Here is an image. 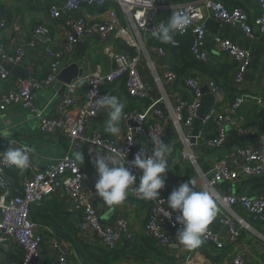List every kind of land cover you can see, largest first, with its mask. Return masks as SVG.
<instances>
[{
	"label": "built area",
	"instance_id": "2783aa9c",
	"mask_svg": "<svg viewBox=\"0 0 264 264\" xmlns=\"http://www.w3.org/2000/svg\"><path fill=\"white\" fill-rule=\"evenodd\" d=\"M115 4L121 11L118 17L116 9L107 7ZM257 16L237 9L226 8L218 0H187L173 8L187 17L186 29L176 35L175 43L159 46L154 43L158 40L153 30L161 23H166L163 17L165 0H63L49 5L47 18L49 24L36 26L31 37H44L50 42L51 24L62 27L64 41L59 48L45 49L43 57L47 62L46 72L41 78H27L24 81H15L9 85L8 67H17L25 57V48L32 47L31 43L24 46H15L12 49L0 44V114L6 113L11 107L28 113L38 121L41 132L48 135L57 134L63 137L69 149L86 146L89 152L98 151L104 155H112L116 162L126 160V167L131 168V161L138 152L150 154L153 148L151 136H161L166 118L172 121L177 134L176 140L171 143L172 150L178 149L182 161L196 167V158L189 144L187 135L192 123L199 119V112L203 98V88L214 98V105L210 114L202 119L200 134L202 146L216 150L222 147L227 138V129L237 127V110L244 102L245 77L251 62L250 52L227 39L217 36L211 37L213 50L224 56L234 66V73L229 78V85L236 96L229 102L226 111L222 110L226 95L212 79H203L199 74L178 75L171 63V51L179 46L178 38L189 39V52L199 63L216 66L210 62L206 47L208 32L205 22L209 19L239 30L249 39L264 36V0H252ZM94 8L103 13L89 19L85 10ZM7 30V23L0 17V33ZM92 36H98L101 42L102 53L113 64L108 70L94 72L81 76L70 85H63L57 80L67 58L73 53L75 45ZM115 40V47L113 41ZM121 40L122 46L131 48L129 53L124 48L116 46ZM147 66L153 86L159 95L149 99L150 88L142 82L139 67L142 63ZM210 63V64H209ZM122 82L124 94L129 101L137 106L130 111L123 110L121 122L125 125L122 144L101 134L99 131L86 134L88 121L96 116L94 113L95 99L108 93L104 89ZM60 84V88L68 94L58 106L55 116H42L35 105L36 95L48 91ZM78 85L83 86L82 98L76 99ZM182 86L187 98L178 97L173 92L167 93V88L173 89ZM96 93L97 96L94 94ZM110 95V94H108ZM114 96V95H112ZM117 97V96H116ZM118 98V97H117ZM146 103L144 104V102ZM255 104H264V91L255 98ZM140 106V107H138ZM97 112V111H96ZM129 123L132 125L130 126ZM210 123L213 124L212 137H208ZM135 136L140 138L136 146ZM18 148L25 150L29 156V165L20 170L31 172V178L23 180V190L20 196H10V189L6 180L9 171L19 170L0 162V196L5 198L6 207H0V246L13 242L24 251L21 264H33L40 257L46 235L43 226L30 217L32 206H37L46 199L56 195L66 197L70 212L80 216L77 228L95 236L98 245L106 250H115L124 242H132L133 226L126 220H117L113 225H105L97 215L92 205V195L82 189V183L87 180V174L70 156L48 163L42 171L37 170L32 162L30 149L25 145ZM131 154V157L129 155ZM171 151L167 154V164ZM137 177L142 172L131 169ZM198 177L206 188L216 195L215 187L224 182H236L242 177H260L264 175V139L257 147L246 146L238 150L236 155L216 157L207 173L197 169ZM138 185L131 186L129 195L144 204L146 216L143 223L144 237L162 250H168L171 244L167 238L168 232H175L182 227L175 224V217L179 212H172V219L164 217L166 207L165 196L159 193L156 200L140 199L137 195ZM220 207L219 223L226 229V239L212 232L209 228L202 237L204 242L213 247L216 252H222L227 246L238 244L240 231H253L251 223L264 224V196L250 198L245 195L219 194L216 201ZM240 210L243 217L237 215ZM264 243V235H257ZM52 247L59 249L61 242L52 240ZM245 251H237L229 264H246ZM59 264H67L65 255L59 258ZM186 259L183 264H190Z\"/></svg>",
	"mask_w": 264,
	"mask_h": 264
},
{
	"label": "crops",
	"instance_id": "0c3cea01",
	"mask_svg": "<svg viewBox=\"0 0 264 264\" xmlns=\"http://www.w3.org/2000/svg\"><path fill=\"white\" fill-rule=\"evenodd\" d=\"M63 0H0V17L7 23V30L0 33V44L12 49L15 46H24L27 42L32 44L29 49L25 48V57L18 69L27 73L28 78H41L46 72L47 62L43 57L45 49L59 48L64 41L62 27L51 24L50 42L44 37L32 38V30L36 26H46L49 24L47 18V9L49 5L61 2ZM187 0H165L166 8L163 9V17L167 19V11L173 13L176 5H181ZM226 8H237L251 13V17L257 16L258 10L254 8L252 0H218ZM107 7L116 9L117 15L121 18L120 9L113 3ZM96 10L94 8L86 9L85 13L89 19H96L94 16L103 13L105 10ZM215 22V21H214ZM213 34V28L207 30V50L210 62H215L216 66L203 64V70L196 67H186L182 69L183 61L179 53L171 51V63L175 71H183V75L199 74L203 79H212L218 87L224 90L226 99L222 110L226 111L229 102L235 97V92L229 86V78L234 73V66L222 55L216 54L213 50L211 37L217 36L227 39L235 45L242 47L250 52L251 62L245 77V90L242 92L245 98L242 105L237 110V127L227 129V138L222 147L216 150L207 149L202 146V119L210 114L214 105V98L208 92L203 94L200 108L199 119L192 123L191 129L187 135L189 144L196 158V167L188 162L182 161L179 157L178 149H171V156L167 164L168 170L165 174V187L160 190V194L165 196L166 200L170 192L177 188L181 183L193 180L194 188L197 191L208 190L204 182L198 177L197 169L202 173H207L211 163L216 157L224 155H236L238 150L246 146L257 147L264 139V104L256 105L255 98L264 91V36H256L249 39L239 30L218 23ZM115 47V40L113 41ZM160 46H167L168 43H162L159 39L154 41ZM121 40L116 41V46L122 45ZM179 57H178V55ZM65 64H76L86 76L94 72H103L113 67L102 53L101 42L98 36L84 38L79 41L73 53L67 58ZM14 67H8L10 71ZM182 69V70H179ZM139 74L142 82L150 88V101L159 95L152 84L150 72L143 62L139 67ZM17 81L9 76V85ZM75 98L80 99L83 95V86L78 85ZM108 94L117 96L124 105V111L134 109L136 104L128 100L124 94L122 82L105 88ZM178 94V97L186 98L182 86L173 89L167 88V93ZM65 90L60 88V84L54 86L48 91L40 92L36 95L35 105L42 111V116L51 118L55 116L58 106L63 98L67 97ZM146 101L144 102V104ZM140 107V106H138ZM99 112V113H98ZM96 116L88 121L86 134L99 131L101 134L113 138L118 145L122 144L125 125L120 121L119 135H112L105 132L107 127V114L98 110ZM131 126L132 124L129 123ZM6 129L7 136L0 135V153L5 151L11 144V147L18 148L19 145L27 146L32 155V162L37 170L42 171L44 167L51 162L60 160L65 156L73 158L80 168L87 174V180L82 183V189L92 195V205L96 213L102 218L105 225H113L117 220L126 219L133 226V236L136 237L133 248L134 253L118 255L117 260L109 264H183L186 259L191 260L190 264H229L235 252L245 251L247 256L246 264H264V243L257 238V235H264V224L251 223L253 231H242L238 244L227 246L222 252L203 243L196 249H185L176 237L177 231L168 232L167 238L171 244L168 250H162L152 242L145 240L143 233V223L146 216L143 204L132 198L129 193L124 202L120 205L109 207L105 206L102 199L94 190V183L97 179L96 169L92 163L97 154L104 155L101 152H89L88 147L69 149L67 141L60 135H48L40 131L38 121L33 119L28 113L20 111L18 108L11 107L6 113L0 114V130ZM212 127H209L207 136L212 135ZM161 140L169 147L173 143L177 134L173 128L172 121L166 118L165 129L160 136ZM136 146L140 144V138L135 136ZM131 157V154L129 155ZM120 162H117L119 164ZM31 178V172H22L20 170L10 171L6 174V180L10 189V196L22 194L24 178ZM137 184L139 177H137ZM136 184L132 185L135 186ZM131 187V186H130ZM215 192L226 195H245L250 198H259L264 196V175L260 177H242L236 182H224L215 187ZM19 194L18 196H20ZM167 207V204H166ZM168 208V207H167ZM171 210V209H170ZM220 207L217 206L215 219L208 228L226 239V229L219 223ZM36 218L35 222L43 226V232L46 235L40 257L36 264H59V258L65 255L68 264H83L81 255L76 247V242H80L88 247H95L94 237L91 233L82 232L77 228L80 223V216L70 212L69 202L66 197L56 195L50 199L44 200L33 211H30ZM238 216L243 217L240 210H236ZM51 217H55L49 219ZM53 235L60 239L59 249L52 247ZM59 235V236H58ZM98 246V245H97ZM132 251V252H133ZM24 258V251L15 243L8 242L0 246V264H21ZM107 261H109L107 259ZM90 264V263H88Z\"/></svg>",
	"mask_w": 264,
	"mask_h": 264
},
{
	"label": "clouds",
	"instance_id": "9594fccd",
	"mask_svg": "<svg viewBox=\"0 0 264 264\" xmlns=\"http://www.w3.org/2000/svg\"><path fill=\"white\" fill-rule=\"evenodd\" d=\"M188 24L186 16L179 12L172 13L166 23L159 24L153 35L162 43H175V36L182 33ZM96 96L97 94L94 93ZM94 113L97 110L107 114V127L105 132L112 135H119V122L123 116L124 105L116 96L103 95L95 99ZM0 135L7 136L6 129L0 130ZM153 148L150 154H145L143 149L138 152L131 161V168L126 167V160L117 164L112 155L97 154L92 163L96 169L97 179L94 183L96 194L102 199L105 206L114 207L125 201L130 186L136 184L137 195L140 199L153 201L159 197V192L165 187V174L168 170L167 154L171 151L159 136H151ZM0 162L10 165L16 169L24 170L29 165V156L21 148L10 146L0 153ZM131 169H139L142 174L139 176ZM194 181L189 180L174 188L166 202L168 209H164L163 216L172 219V212H179L175 217V224L182 227L178 230L176 237L185 249L191 250L200 247L203 243V236L208 226L213 222L217 212L216 201L219 193L213 195L209 190L197 191L194 188ZM0 207H6L5 198L0 196Z\"/></svg>",
	"mask_w": 264,
	"mask_h": 264
},
{
	"label": "trees",
	"instance_id": "16d2710c",
	"mask_svg": "<svg viewBox=\"0 0 264 264\" xmlns=\"http://www.w3.org/2000/svg\"><path fill=\"white\" fill-rule=\"evenodd\" d=\"M166 13H167V18L172 14L171 11H167ZM166 21H167V19H166ZM175 38H176V36H175ZM178 41H179V46L173 50H175L176 53H179L180 59L183 61L182 69H184L186 67L199 66V68L203 70L204 69L203 64L197 62L191 56V54L189 52V39L188 38H178ZM120 48H124L125 50H127L131 54L133 53V50L131 48H126L125 46H122V45L120 46ZM179 55H178V57H179ZM182 69H179V70H182ZM183 71L184 70L178 71L177 69H175V72L180 76L183 75ZM123 90H124V84H123ZM103 92L107 93L105 91V89ZM110 95H112V94H110ZM235 96H236V93H235ZM186 98H187V96H186ZM209 125L213 128L212 123H210ZM208 133H209V130H208ZM212 135H213V133H212ZM212 135L208 136V137H212ZM19 194H21V193H19ZM14 195H17V194H14ZM143 206H144V204H143ZM33 209H34V206L31 207V211H33ZM52 218H55V217H51L49 219H52ZM31 219L33 221L36 220V218L34 217V215L32 213H31ZM242 231H245V230H242ZM242 231H240L239 239L241 237ZM59 237H60V239H64L63 236H59ZM59 237L57 238L55 235H53V238H56L58 240H59ZM135 239H136V237H134L132 242H124V244L121 247H119L115 250H111V251L106 250L105 248L99 246L98 244H97L98 246L96 245L95 247H88V246H85L84 244H81L80 242H76V247L78 248V252L81 255V260H82L83 264H88V263H90V264H109V263H112L115 260H117L120 257L118 255H125V254H129L130 252H131V254H133L134 253L133 248L135 250V247H134ZM144 239L151 242V240L148 238H144ZM107 259L109 261H107Z\"/></svg>",
	"mask_w": 264,
	"mask_h": 264
},
{
	"label": "water",
	"instance_id": "95a60500",
	"mask_svg": "<svg viewBox=\"0 0 264 264\" xmlns=\"http://www.w3.org/2000/svg\"><path fill=\"white\" fill-rule=\"evenodd\" d=\"M218 26L216 21L209 19L205 22V27L207 30L211 31V28H213V34H215V29ZM83 75V71L76 65V64H68L64 65L61 72L59 73L57 80L62 83L63 85H70L72 81L76 80L77 78H80ZM10 78L16 79L19 81H24L28 78V75L26 72L18 69V67H14L10 73ZM247 78V76H246ZM206 93V89H203V94ZM98 112V110H97ZM96 112V113H97ZM99 113V112H98ZM38 260H34L33 264H36Z\"/></svg>",
	"mask_w": 264,
	"mask_h": 264
},
{
	"label": "rangeland",
	"instance_id": "374dc122",
	"mask_svg": "<svg viewBox=\"0 0 264 264\" xmlns=\"http://www.w3.org/2000/svg\"><path fill=\"white\" fill-rule=\"evenodd\" d=\"M98 215V214H97ZM81 233H82V231H81ZM93 235V234H92ZM94 237V240H95V244L96 243H98V241L96 240V238H95V236H93ZM68 264V263H67Z\"/></svg>",
	"mask_w": 264,
	"mask_h": 264
}]
</instances>
